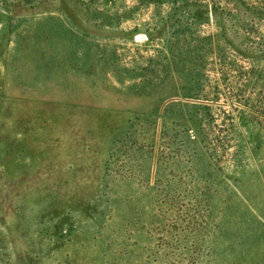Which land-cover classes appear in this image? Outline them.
<instances>
[{"label": "rangeland", "instance_id": "obj_1", "mask_svg": "<svg viewBox=\"0 0 264 264\" xmlns=\"http://www.w3.org/2000/svg\"><path fill=\"white\" fill-rule=\"evenodd\" d=\"M0 264H264V0H0Z\"/></svg>", "mask_w": 264, "mask_h": 264}]
</instances>
